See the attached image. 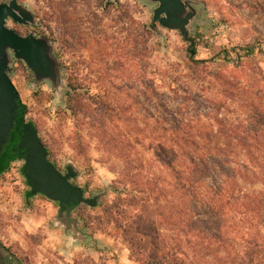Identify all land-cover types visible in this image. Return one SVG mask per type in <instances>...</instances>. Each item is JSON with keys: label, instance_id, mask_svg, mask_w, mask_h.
I'll return each mask as SVG.
<instances>
[{"label": "rangeland", "instance_id": "374dc122", "mask_svg": "<svg viewBox=\"0 0 264 264\" xmlns=\"http://www.w3.org/2000/svg\"><path fill=\"white\" fill-rule=\"evenodd\" d=\"M9 1L0 0V4ZM192 1L197 10L190 27L195 58L221 57L190 73L189 77L196 78L187 80L186 94L194 99L187 107L190 118L196 112L206 114L208 106L217 107L207 104L206 98L218 100L223 98L221 94H233L231 101L223 99L228 104L217 114L222 125L226 124L225 129L236 125L243 130L259 129L249 121L251 108L244 103H250L253 95L256 102L264 101V0ZM18 2L32 12L37 24L20 25L9 19L7 26L23 36L34 32L52 41L63 81V89L57 94L51 82L36 85L26 64L13 60L10 78L25 106L26 121L35 125L50 162L62 174L67 173L69 164L75 167L73 183L82 187L83 198L93 200L96 206L81 203L71 212L82 225L68 239L61 225H55L60 202L42 194L28 195L31 188L22 173L23 162L17 158L0 176V246L7 253L5 259L11 257L18 264H144L155 244L161 245L163 240L155 239L152 220L137 222L128 217L130 188L124 183L115 185L120 179L121 157L117 151H113L115 158L107 157V146L100 144L96 126L103 120L107 127L128 131L132 141L136 125L150 129L151 120H143L154 113L155 100L149 91H153L150 81L155 70L167 71L176 62L182 64L179 70L189 74L183 68L189 44L179 32L159 24L155 32L152 18L156 5L144 0ZM248 45H255L254 56L241 52L240 48ZM164 78L162 75L153 82L161 94L169 95ZM71 84L79 87L76 94L85 97L78 112L69 109ZM137 116L141 119L136 122ZM202 122L213 124L216 130L222 128L209 118L202 117ZM149 144L147 139L145 145ZM138 149L151 158L147 150ZM161 232L173 235L170 228Z\"/></svg>", "mask_w": 264, "mask_h": 264}, {"label": "trees", "instance_id": "16d2710c", "mask_svg": "<svg viewBox=\"0 0 264 264\" xmlns=\"http://www.w3.org/2000/svg\"><path fill=\"white\" fill-rule=\"evenodd\" d=\"M258 49L263 52L261 47ZM240 50L251 57L256 47L248 45ZM142 52L143 49L141 57ZM193 52L196 56L195 47ZM195 56L192 59L188 54L184 64L189 74L179 70L182 64L176 62L167 71L155 70L150 81L153 91H149L155 100L154 113L143 116V121L151 120L150 129L136 125L132 141L128 131L107 127L102 120L96 126V134L100 144L107 146L109 159L116 157L113 151L121 157L120 179L115 185L124 183L130 188L128 217L137 222L152 220L155 239L163 240V246L155 244L144 264H264V101L256 102L253 95L250 103H244L251 108L249 121L259 129L243 130L238 125L225 129L226 124L222 125L217 114L228 104L223 99L231 101L233 94H221L223 98L218 100L206 98L207 104L217 107L208 106L206 114L196 112L190 118L187 107L194 99L186 94L187 80H196L189 77L190 73L221 57L197 60ZM162 75L168 80L169 95L161 94L153 82ZM70 87L69 109L78 112L85 97L76 94L79 87ZM137 117L136 122L141 119ZM202 117L221 125V130L214 129L213 124L207 126ZM18 126L19 119L11 137L13 143L19 141L17 137L20 139ZM218 137L230 140L221 142ZM147 139L149 145H145ZM139 147L147 150L151 158L143 156ZM8 153L9 149L5 154ZM16 159L8 156L0 161V175ZM168 228L173 235H162L161 231Z\"/></svg>", "mask_w": 264, "mask_h": 264}, {"label": "water", "instance_id": "95a60500", "mask_svg": "<svg viewBox=\"0 0 264 264\" xmlns=\"http://www.w3.org/2000/svg\"><path fill=\"white\" fill-rule=\"evenodd\" d=\"M144 1L156 5L153 10L152 29L157 32L156 24H159L167 30L179 32L189 44L188 54L193 59L195 41L190 35V27L197 15V10L194 8L196 3L192 0ZM9 19L20 25L37 24L32 12L18 0L0 4V151L15 129L19 117V134L23 132V137L17 158L25 162L24 174L27 183L33 194H42L50 200L60 202L61 209L55 225H61L64 234L71 240L70 233L73 231L78 233L82 225L80 220L71 217V212L78 203H88L91 207H95L96 204L93 200L84 199L82 189L70 182L77 176L72 164L67 166V173L62 174L50 162L48 149L35 125L25 124V106L10 78L11 65L16 59L24 62L33 72L36 85L49 81L57 90V94H60L63 89L60 65L52 41L37 36L34 32L26 36L19 34L7 26ZM15 145L16 143L13 146ZM72 203L74 205H71ZM66 204H70L68 210ZM6 257L7 253L0 246V264H6Z\"/></svg>", "mask_w": 264, "mask_h": 264}, {"label": "flooded vegetation", "instance_id": "af4514ba", "mask_svg": "<svg viewBox=\"0 0 264 264\" xmlns=\"http://www.w3.org/2000/svg\"><path fill=\"white\" fill-rule=\"evenodd\" d=\"M17 119H19V117L17 118ZM29 122L28 121H26L25 122V124H28ZM14 131V130H13ZM13 131H12V133L10 134V136H9V138H8V140H7V142L3 145V147H2V149H1V151H0V155H1V159H0V161L2 162L5 158H7L8 156H12L13 158H16L17 156H18V154H19V148H20V145H21V142H22V137H23V132H21L20 133V139H19V141L16 143V146H14L13 147V149H11V146L12 145H14L15 143H13L12 142V139H11V137H12V134H13ZM8 149H9V153L8 154H5L6 152H8ZM22 162H23V165H22V173H23V175L25 176V174H24V166H25V162H24V160H22ZM1 176V175H0ZM25 178H26V176H25ZM25 181H26V184H27V178L25 179ZM70 182L71 183H73L74 181L71 179L70 180ZM75 183V182H74ZM73 183V184H74ZM75 185V184H74ZM76 186V185H75ZM78 188H82V187H80V186H77ZM28 195H31V197H36V196H38V195H41V194H33L32 193V190L30 189L29 190V193H28ZM57 205V204H56ZM59 205V204H58ZM70 205V204H69ZM69 205L68 204H66V209L68 210L69 209ZM71 205H74V203H72ZM81 207V203H78L77 205H76V207L74 208L75 209V211H77L79 208ZM60 205H59V207H58V210H57V214H56V217L59 215V213H60ZM74 211V212H75ZM66 212H64V214H65ZM5 263L6 264H18V261H13L12 260V258L10 257V258H7V259H5Z\"/></svg>", "mask_w": 264, "mask_h": 264}, {"label": "crops", "instance_id": "0c3cea01", "mask_svg": "<svg viewBox=\"0 0 264 264\" xmlns=\"http://www.w3.org/2000/svg\"><path fill=\"white\" fill-rule=\"evenodd\" d=\"M64 236H65V234H64ZM69 239V238H68ZM69 244V243H68Z\"/></svg>", "mask_w": 264, "mask_h": 264}]
</instances>
